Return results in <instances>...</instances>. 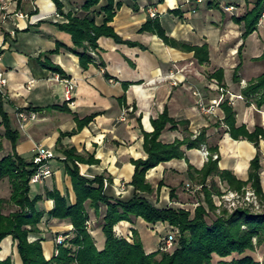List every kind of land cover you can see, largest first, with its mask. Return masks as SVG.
I'll return each instance as SVG.
<instances>
[{"label": "crops", "instance_id": "obj_1", "mask_svg": "<svg viewBox=\"0 0 264 264\" xmlns=\"http://www.w3.org/2000/svg\"><path fill=\"white\" fill-rule=\"evenodd\" d=\"M61 1L65 13H82L83 0ZM116 2H120V7L109 25L124 42L135 45L118 44L111 38L100 37L98 49L92 55L94 63L87 70H83L79 58L67 50L73 46L71 36L55 25L67 20L63 16L56 17L51 0H11L7 11L0 14V72L7 80L0 93L11 129L19 133L15 151L28 163L32 162L38 146L53 156L46 161L51 176L35 184L32 191L33 195L43 197L37 207L44 214L39 228L45 239L42 246L47 259L53 255L55 234L73 235L69 220L56 221L49 217L54 203L45 197L47 192L57 190L71 204L75 203L71 179L65 171L64 150L74 149L84 159L97 161V164L77 162L80 174L90 179L102 175L106 196L127 201L134 195L130 185L134 173L131 162L146 158L143 133L153 132L151 121L166 109L170 118L187 125H179L176 130H170L168 125L159 137L160 142L171 144L187 137L194 139L205 131L206 144L201 149L190 150L182 146L184 158L162 162L150 169L146 180L153 192L139 195L158 209L179 207L194 210L201 203L200 191L194 193L185 187L195 185L188 177L189 167L199 171L207 162L203 149L209 152L216 148L213 155L218 156L219 169L230 172L243 182L249 178L250 163L257 153L252 143L230 136L223 123L220 104L229 101L235 112L237 128L244 126L252 132L255 127H260L264 131V105L258 109L241 96V90L264 71V62L252 61L263 53L264 40H257L258 46L251 54L247 51V41L254 33L245 40L241 57L238 54L243 44V27L233 18L245 13L246 0H225L228 5L231 3L236 14L224 11L217 0L202 5H196L193 0L189 4L186 0ZM209 3L212 7H208ZM215 5L218 8H214ZM172 11L180 14H171ZM150 19L159 21L169 43L152 33L140 31ZM96 22H102V15L96 18ZM261 26H264V19L258 28ZM56 44L63 47L48 55ZM203 45L208 47L209 62L200 65L194 54L184 47ZM46 57L63 70L66 79L75 83L72 103L65 101L64 78L40 65L38 59L44 61ZM240 63L236 81L235 69ZM218 70H223L221 84L210 78ZM200 99L207 107L214 106V112L202 114L198 107ZM20 114H34L35 117L23 122ZM91 115H95L94 119L80 131L71 136L64 135L76 130L77 119L83 120ZM1 122L0 117V159L12 153V145L4 137ZM259 148L260 183L264 193L263 140ZM213 180L224 185L217 177ZM174 190L176 196L170 195ZM13 210L6 205L7 214ZM88 214V231L97 250H102L105 237L100 224L104 212L100 209L97 215L90 209ZM166 227L167 224L149 225L133 218L131 222H120L115 232L129 238L136 231L150 239L159 228L157 232L162 230L163 234H158V245L160 236L166 235ZM156 249L144 248V251L149 254ZM262 249L255 253L257 260ZM8 257L15 264H21L11 237L1 244L0 258Z\"/></svg>", "mask_w": 264, "mask_h": 264}, {"label": "trees", "instance_id": "obj_2", "mask_svg": "<svg viewBox=\"0 0 264 264\" xmlns=\"http://www.w3.org/2000/svg\"><path fill=\"white\" fill-rule=\"evenodd\" d=\"M18 2L21 0H17ZM55 5L56 12L63 16L65 23H56L59 30L69 34L72 40V48L69 52L79 58V66L83 70L94 63L91 52L98 49L100 37L111 38L118 44H135L124 42L109 25L120 7L116 0H83L82 13L63 11L64 5L61 0H51ZM104 2V5L100 4ZM208 7H212L208 4ZM214 8H218L217 5ZM171 14L179 15L178 11ZM102 15V22L97 24L96 18ZM264 15V0H253L249 4L244 15L233 18V21L242 25L241 39L243 44L239 47L241 52L245 40L257 31L261 18ZM141 32L156 35L165 43L169 40L157 20H148L141 28ZM63 47L56 44V48L48 52L55 54ZM184 49L194 54V58L200 65L209 62L207 45L202 47L185 46ZM255 61L264 62V50ZM40 65L60 77L65 78L63 70L48 61L38 59ZM100 66H103L101 64ZM241 69V63L235 69L236 74ZM107 76V75H106ZM220 84L223 82V70H218L210 76ZM224 87V86H222ZM241 96L248 102L253 103L258 109L264 105V71L257 78L250 81L241 90ZM2 95L0 93V117L4 127V137L12 145V153L0 159V182L7 179L10 184V196L8 199L0 198V252L1 244L11 237L16 245L17 256L21 264H261L255 257L260 248H264V211L256 212L251 207L236 208L231 211L220 210L217 213L215 197L222 196L219 185L213 180L219 178L220 182L232 192L244 194L246 188H250L260 205L264 207V193L260 183V141H264V131L255 127L252 132L244 126L236 127L235 112L228 100L220 104L224 113L223 123L227 127L230 136L235 139H243L254 145L257 150L251 160L249 178L246 182L237 180L230 172L222 171L218 167V156L213 159L216 148L210 149L207 162L199 171L189 167L188 177L201 186L200 193L203 200L194 210L179 207H167L158 209L151 205L139 193L151 194L153 189L146 180V173L162 162L172 159L184 158L182 146L187 150L201 149L206 144L205 131L200 132L194 139L189 137L184 140H176L171 144H163L159 141L162 132L169 125L170 130H176L179 123L170 118L165 109L158 118L151 121L154 128L152 133H143V149L145 159L133 160L134 173L130 185L134 195L124 201L112 199L104 192V177L95 176L93 179L80 174L78 163L97 164V161L88 160L76 154L74 149L64 150L65 171L71 179L72 189L75 193V203L71 204L65 196L57 190L47 192L46 198L53 201L54 207L49 212L52 220H69L72 225V237L68 234L54 235V251L51 258L44 255L42 242L45 239L39 228L43 218V212L37 207L42 200L41 195H33V186L30 184L31 177L35 174L38 166L28 163L15 151L19 140V133L11 129L10 119L2 107ZM65 111V108H61ZM95 115L83 120H76V130L64 134L71 136L88 125ZM211 180L208 183V180ZM6 205L14 207L12 212L4 214ZM101 206L105 211L101 220V229L105 237L102 250H97L93 238L87 229L89 220L88 208L98 215ZM213 214V218L210 215ZM141 219L149 225L158 223L167 224L174 234V243L171 252L155 251L147 254L139 239L138 233L133 231L131 239L120 237L115 232V227L120 222H131ZM172 234V233H171ZM65 239L58 245L56 239L59 236ZM169 233H166L168 236ZM0 264H15L12 258L1 259Z\"/></svg>", "mask_w": 264, "mask_h": 264}, {"label": "built area", "instance_id": "obj_3", "mask_svg": "<svg viewBox=\"0 0 264 264\" xmlns=\"http://www.w3.org/2000/svg\"><path fill=\"white\" fill-rule=\"evenodd\" d=\"M207 0H196L195 3L197 5H200L201 3L205 2ZM11 0H0V14L2 11H7L8 6L10 4ZM186 3L189 4L190 1L186 0ZM234 8L229 6V7H225L226 11H231ZM17 16L23 17L21 14H18ZM60 15L57 13L56 17H59ZM151 16L153 17L154 15L151 14ZM264 18V15H263ZM91 54L93 55V52H91ZM1 59V58H0ZM62 82L64 83V96H65V101L67 103H72L73 102V96H74V91H75V83L72 82L69 79L64 78L62 80ZM7 85V80L4 76L3 73L0 72V92L3 90V88ZM217 105H215V107H217ZM198 107L199 110L202 114H211L214 112V106H210L207 107L206 105H204V103L202 102V100H199L198 103ZM20 119L23 122H27L30 119H34V114H30L25 115V114H20L19 115ZM203 155L205 157L209 156V153L203 149ZM52 154L50 152H48L47 150H45L43 147L38 146L36 148V153L32 159V163L36 166H38L35 174L31 177L30 179V184H37L42 182L44 179L48 178L51 176V171L49 169V167L46 164V161L49 160L50 158H52ZM217 155H213V159H216ZM242 198V199H240ZM221 199H225L227 201V207L229 209H236V208H243V207H249V205H253L256 200V197L254 195L253 192L250 191V189H246L244 195L241 197L239 195V193L236 192H232L229 191V193L224 194L222 196ZM225 201V202H226ZM254 202V203H253ZM64 237L63 236H59L56 239V243L58 245L62 244V242L64 241ZM173 243H174V235L173 234H169L168 236L164 237L161 242V251L163 252H167L168 250H171L173 247Z\"/></svg>", "mask_w": 264, "mask_h": 264}, {"label": "rangeland", "instance_id": "obj_4", "mask_svg": "<svg viewBox=\"0 0 264 264\" xmlns=\"http://www.w3.org/2000/svg\"><path fill=\"white\" fill-rule=\"evenodd\" d=\"M190 1V3H191V0H189ZM194 1V3H195V1L196 0H193ZM209 1H211V0H207V1H205V2H203V3H201L200 5H202V4H205V3H208ZM229 1H235V0H229ZM217 2H218V4H221L222 5V8H223V10L224 11H226L225 10V7H229V5L231 4V3H229V5H228V3L227 2H225V0H217ZM253 2V0H246V2H245V4H246V9L244 10V12H246V10H247V7L249 6V4L250 3H252ZM196 4V3H195ZM197 5V4H196ZM231 6V5H230ZM226 12H234V14H236V12L237 11H235L234 9L233 10H231V11H226ZM242 12V11H241ZM245 13H243L242 12V14L241 15H239V17L240 16H242V15H244ZM264 18L262 17L261 18V20H260V22L263 20ZM260 24V23H259ZM258 31V32H257ZM257 31H255L254 32V35L253 36H251L249 39H248V41H247V44H248V49H247V51H248V53L249 54H251V52H252V50L254 49V48H257V40H260V42L262 41V40H264V26L262 27L261 26V28H258L257 29ZM252 35V34H251ZM257 36H259L260 38L259 39H257ZM245 46V45H244ZM244 46H243V48H244ZM243 50V49H242ZM254 59H256V58H253L252 59V61L253 62H258V61H255ZM189 185V184H188ZM219 187H220V190L223 192L222 193V196L224 195V194H227V193H229V190L227 189V186L226 185H219ZM153 189V188H152ZM185 189L187 190V191H193L194 193L196 192V191H201V186L200 185H197V184H195L193 187L191 186V185H189V186H186L185 187ZM246 189H250V188H246ZM250 191L251 192H253L251 189H250ZM174 193V194H173ZM254 193V192H253ZM174 195V196H176V194H175V190L174 191H172V192H170V195ZM201 194V193H200ZM241 197L244 195V194H239ZM255 195V194H254ZM0 196L1 197H5V199H8L9 198V196H10V184H9V181L7 180V179H5V181H3L1 184H0ZM203 195L201 194V197H199V199H201V202H202V200H203V197H202ZM222 196H218V197H215L214 198V200H215V204H216V207H217V213L219 214V212H220V210H222V209H227L228 211H231L232 209H229L228 207H227V201L224 199H221L222 198ZM256 197V196H255ZM240 199H242V198H240ZM226 201V202H225ZM255 202V203H254ZM253 203V205L251 204V205H249V207H251V209L253 210V211H256V212H263L264 211V207L263 206H261L260 205V202L256 199L255 201H254ZM195 204V203H194ZM198 205H196L195 206V208L197 207ZM11 207H13V206H11ZM14 208V207H13ZM91 208H89L88 210H90ZM101 211L102 212H104V210H105V207L104 206H101ZM5 210H6V206H5V209H4V213L5 214H7V212H5ZM99 212H100V210H99ZM89 215V214H88ZM210 218H213V214H211L210 215ZM89 224H90V220H88L87 221V223H86V225H87V229H88V226H89ZM159 230V228L157 229V231ZM156 231V233H157V235H156V233H154V234H152V236L150 237V239L148 238H146L145 236H143V235H141L139 232H137L138 233V236H139V239H140V241H141V244H142V246H143V248H145V249H151V250H153V249H155V248H157L155 251H160V252H163V251H161V245H160V242H161V240L164 238V236H160V238H159V240H158V245H157V239H158V234H163V232H162V230H160V232H157ZM166 233H169V234H175L176 233V231H171V229H169V226L167 225V227H166ZM173 234V235H174ZM121 237V236H120ZM131 239V237H129V240ZM154 251V252H155ZM167 252H171V250H168ZM260 252V254H258V257H259V259H258V261L261 263V264H264V249H262L261 251H259Z\"/></svg>", "mask_w": 264, "mask_h": 264}]
</instances>
